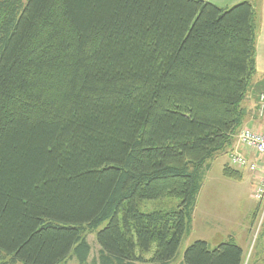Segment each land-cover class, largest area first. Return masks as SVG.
Wrapping results in <instances>:
<instances>
[{"label":"trees","instance_id":"1","mask_svg":"<svg viewBox=\"0 0 264 264\" xmlns=\"http://www.w3.org/2000/svg\"><path fill=\"white\" fill-rule=\"evenodd\" d=\"M257 31L251 0H0V264H171L245 122ZM244 254L199 239L184 264Z\"/></svg>","mask_w":264,"mask_h":264},{"label":"rangeland","instance_id":"2","mask_svg":"<svg viewBox=\"0 0 264 264\" xmlns=\"http://www.w3.org/2000/svg\"><path fill=\"white\" fill-rule=\"evenodd\" d=\"M214 2H217L219 4V0H213ZM252 3L255 4L256 11H257V20H258V31H257V62H258V42H259V48L263 47L264 44L261 45V40L263 42V39L259 38V33H260V27H261V21H262V8L258 6L257 0H251ZM237 3V2H236ZM235 4V3H234ZM234 4H229L234 5ZM227 6V5H225ZM264 43V42H263ZM257 73L254 76L253 83L251 88L249 89L248 94L245 97V100L243 102V107L245 109V116H248V106H254V101L256 103L255 105V111L257 112V115L260 117H263L264 119V113H262V116L259 114V104H261V95L264 94V72L263 71H258L259 66L257 67ZM251 102V104H250ZM244 127H248L253 129L256 132H264L260 127L261 126H255L254 124H247ZM241 128V129H242ZM239 132H237L235 136V141L232 144L231 147H229L226 151H221L219 152L214 159L210 161L208 164L207 168L205 169V176H204V181H203V194L200 199H199V207H209V209L213 208L210 203L212 202L211 200L213 199L212 195H209L210 193H222L224 195H227V197H223L221 200L219 198V195L217 196V204L216 208L219 209L220 211L222 210L224 213H233L236 217L239 215H243L241 218L240 223H246L249 226L252 227L251 230L246 229L247 226L242 225V230L243 232V240L242 244L244 245V251H245V256H244V262L243 264H250L253 260L252 258L254 257V254L257 253L259 255V243L260 241L264 240V200L259 201L257 200L254 195H255V190L257 187V181L255 178L252 177V184L251 186L249 184H246V186H242L240 189L244 193V198H247V206L249 209H244L245 204H240L237 199L233 197V190L232 186L234 184H238L237 181H244L245 179L241 177L240 179H231L227 178L223 174V169L226 165L230 164V156L233 153H241L244 156H247L249 159L250 157H254L259 161V158L264 160V156L261 155L260 153L256 152V150L249 149L247 146H244L240 144L239 139H238ZM246 149H244V148ZM244 149V150H242ZM249 149V150H247ZM250 161H255L256 160H251ZM248 172L252 174V172L247 168ZM245 168H241L244 170ZM245 169V170H246ZM246 172V171H245ZM254 173V172H253ZM238 186V185H237ZM240 192V190H236V192ZM235 192V190H234ZM180 199L177 197H171V196H166L160 199H155V200H142L140 202V209L144 212H149V211H154V210H161V209H172L178 205ZM221 205L223 206L224 209L221 208ZM238 209H243L241 211H238ZM258 209V210H257ZM252 212V213H251ZM200 214H197V217ZM120 217H122V214H120ZM195 222L197 224H195ZM195 222L192 225V230L189 234L185 235L178 254L174 261L171 264H184V252L186 248L192 244L194 241L202 239L208 241L212 246H216L220 242L226 241V240H219L215 242L214 240H211V236L208 233V230L205 229L204 227L198 225L199 220H195ZM106 225L103 224L99 229L103 228ZM218 236V235H217ZM217 236L214 235L213 238H216ZM88 240L89 243L92 245V254L90 257V261L98 255V250H99V245L97 243V234L96 233H88ZM156 247V244H153L151 250L153 251ZM263 249V248H262ZM153 252H150L149 255L151 256ZM251 258V259H250ZM66 264H79L77 259L71 258L67 261ZM140 264V263H138Z\"/></svg>","mask_w":264,"mask_h":264},{"label":"crops","instance_id":"3","mask_svg":"<svg viewBox=\"0 0 264 264\" xmlns=\"http://www.w3.org/2000/svg\"><path fill=\"white\" fill-rule=\"evenodd\" d=\"M214 2L213 0H209ZM221 4L214 2L218 5L221 6H230L229 4H234V3H238L242 0H219ZM258 2V6L262 8V21H261V27H260V33H259V38L263 39L264 42V0H257ZM261 40V45L264 44ZM258 66H259V70L258 71H263L264 72V46L259 48V42H258ZM251 104V102H250ZM255 101H254V106H248V116H246L245 122L243 124V126L247 125V124H254L255 126H261L260 128L262 130H264V119L263 117H260L257 115V112L255 111ZM242 126V127H243ZM244 148V147H243ZM246 149V148H244ZM242 149V150H244ZM249 150V149H247ZM251 160H256L254 157H250ZM249 158V159H250ZM262 163V161H257V163ZM246 169V168H245ZM242 170L243 172V178L245 179L244 181H237L238 184H234V186H232V190H233V197L235 199L238 200V202L240 204H245L244 209H249V207L247 206L246 202H247V198H244V193L241 191V187L242 186H246V184H249L251 186L252 184V177L255 178V180L258 177V173H252L250 174V172L246 170ZM246 171V172H245ZM236 181V180H235ZM238 185V186H237ZM235 190V192H234ZM236 190H240V192H236ZM204 195L203 194V186L202 189L198 195L197 198V205L194 211V217H193V223L195 222V220H199L200 223H198V225L204 227L205 229L208 230V233L210 235H212L211 240H214L215 242H217L219 240V238H221L220 240H228L230 237H233L236 242L238 244H240L243 248L244 245L241 243L243 240V230H242V225L247 226L246 229L251 230L252 227L249 226L248 224L244 223H240L241 222V218L243 215H239L238 217H236L233 213H224L222 210L220 211L219 209L216 208V205L218 201H217V196L219 195L220 200L223 197H227V195L224 194H220V193H210L209 195H212L213 199L211 200L212 202L210 203L212 206H214L213 208L209 209V207H199V199L200 197ZM221 208H223V206L221 205ZM243 209H238V211H241ZM252 213V212H251ZM197 214H200L197 217ZM195 224H197L195 222ZM215 236H217L216 238H213ZM263 248V249H262ZM245 249V248H244ZM259 255H257V253L254 254V257L252 258L253 260H251L252 262L250 264H264V240L260 241L259 243ZM251 259V258H250ZM138 264V263H137ZM142 264V263H140Z\"/></svg>","mask_w":264,"mask_h":264},{"label":"built area","instance_id":"4","mask_svg":"<svg viewBox=\"0 0 264 264\" xmlns=\"http://www.w3.org/2000/svg\"><path fill=\"white\" fill-rule=\"evenodd\" d=\"M259 111V114L262 116V113H264V94L261 95ZM238 139L240 144L247 146L249 149L256 150V152L264 156V132H256L251 128L244 127L239 131ZM260 161H262V163L250 161L247 156L237 152L231 154L229 163L234 167H247L252 173H258L254 197L262 201L264 200V160L260 159Z\"/></svg>","mask_w":264,"mask_h":264}]
</instances>
